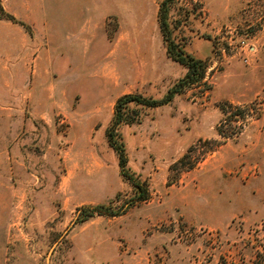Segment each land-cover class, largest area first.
I'll use <instances>...</instances> for the list:
<instances>
[{"label": "rangeland", "instance_id": "rangeland-1", "mask_svg": "<svg viewBox=\"0 0 264 264\" xmlns=\"http://www.w3.org/2000/svg\"><path fill=\"white\" fill-rule=\"evenodd\" d=\"M161 1L0 0L15 19L0 14V264H264V0L173 5L172 37L205 80L126 105L117 133L150 199L78 221L136 195L106 136L117 101L159 99L187 72ZM226 27L254 48L248 64L219 54Z\"/></svg>", "mask_w": 264, "mask_h": 264}, {"label": "trees", "instance_id": "trees-1", "mask_svg": "<svg viewBox=\"0 0 264 264\" xmlns=\"http://www.w3.org/2000/svg\"><path fill=\"white\" fill-rule=\"evenodd\" d=\"M177 1L178 0H162L159 4L158 20L163 39L166 43L167 55L175 62L186 67L187 72L171 88L168 89L167 93L163 97L159 99L145 97L141 94H129L122 96L116 103L114 118L106 129L108 144L118 155V164L121 174L134 186L136 195L118 209H114L106 205L81 207L78 217L79 222L88 220L95 215L120 216L127 212L130 206H132L135 202H146L150 199V192L147 184L141 180L140 177L131 173L128 169V157L125 145L117 133L118 126L121 123H130L133 120V117L124 111V109H126V105L134 103L150 108L162 107L171 103L177 95L184 93L187 89L201 86L205 80L207 73L206 62L188 53L184 46L176 42L172 37L169 13ZM0 14L9 20H15L11 15L5 13L1 5ZM207 39L210 40V38ZM231 108L234 107L230 104H225V107L223 108V112L227 115V118L234 117L238 114L236 112L229 114L227 109L229 110ZM219 132H222V129L219 128ZM220 134L222 135L223 133ZM179 162L182 164L184 162V158Z\"/></svg>", "mask_w": 264, "mask_h": 264}, {"label": "built area", "instance_id": "built-area-1", "mask_svg": "<svg viewBox=\"0 0 264 264\" xmlns=\"http://www.w3.org/2000/svg\"><path fill=\"white\" fill-rule=\"evenodd\" d=\"M225 30L227 34H230L232 36L228 38L224 35L222 37V44L218 48L219 54L225 57L230 56L233 51H235L234 55L244 56L243 61L245 62V64H248L249 55L254 53V48L243 38L240 39V41H235L233 38L237 35V32L235 33L234 30H231L230 27H226ZM258 100L264 106V89L261 95L258 96Z\"/></svg>", "mask_w": 264, "mask_h": 264}, {"label": "crops", "instance_id": "crops-1", "mask_svg": "<svg viewBox=\"0 0 264 264\" xmlns=\"http://www.w3.org/2000/svg\"><path fill=\"white\" fill-rule=\"evenodd\" d=\"M109 0H99V6H102V5H106L108 3ZM210 45L212 44V42H209Z\"/></svg>", "mask_w": 264, "mask_h": 264}]
</instances>
